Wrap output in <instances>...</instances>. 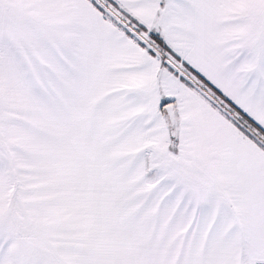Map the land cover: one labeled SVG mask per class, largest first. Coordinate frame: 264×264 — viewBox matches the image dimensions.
<instances>
[{
	"label": "snow or ice",
	"instance_id": "snow-or-ice-1",
	"mask_svg": "<svg viewBox=\"0 0 264 264\" xmlns=\"http://www.w3.org/2000/svg\"><path fill=\"white\" fill-rule=\"evenodd\" d=\"M0 264H264V0H0Z\"/></svg>",
	"mask_w": 264,
	"mask_h": 264
}]
</instances>
